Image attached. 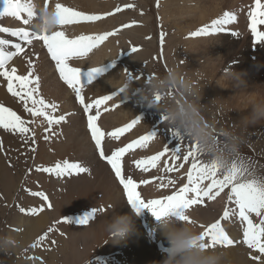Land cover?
Instances as JSON below:
<instances>
[{
    "label": "rangeland",
    "instance_id": "obj_1",
    "mask_svg": "<svg viewBox=\"0 0 264 264\" xmlns=\"http://www.w3.org/2000/svg\"><path fill=\"white\" fill-rule=\"evenodd\" d=\"M112 1L114 5L110 6L109 12H103V14L96 12L95 14L98 15L95 16L101 17L98 20L101 24L108 22L110 18L116 20L108 32L114 33L110 37L115 38L113 41L115 45H113L118 47V52H120L119 76L121 73H126L129 83L133 85L129 94L120 92L117 89L118 86L107 92H87L94 83L107 77L119 62V60L115 62L116 64L109 62L102 66L103 61L98 65L86 68L83 61L97 51L94 47L78 58V66H80L79 69L84 70L82 73L84 88L81 90V95L84 97L85 104L94 105V101L104 95L114 96L99 109L93 106L91 112L84 111V106L80 104L75 91L61 78L56 65L47 73L50 78V91L54 89V86L50 85L52 81L58 80L73 94L74 103L82 110L79 108L69 109L63 114L65 120L50 128L48 122L42 123L44 117L40 123L38 117L25 112L24 107L17 111L0 102L4 107L15 111L22 119L31 122L26 125L30 129V132L25 134L27 139L5 129L0 132V163L2 165L3 161L4 164L3 168L0 166V264H160L163 261L169 245L157 231L159 220L151 210L144 209L137 213L127 203V195L123 186L119 183L111 166L99 155L88 128V116L96 115L97 111L100 113L97 124L106 133L103 141L106 155H110L113 151L132 143L143 135L154 133L156 137L149 141L146 147L135 148L125 154L122 161L124 174L131 175L136 180L139 185L137 191L141 193L143 199H161L166 195L173 194L188 183V174L193 158L189 157L185 161L183 157L187 154L192 143L186 138L180 143L166 125L163 115L156 109L148 107L139 98L140 83H143L149 76L163 75L172 67L186 72L193 82L198 84L202 115L206 122L216 128L218 142L221 144L225 142L224 133L237 138L240 141L239 159L251 165L256 177L264 178V126L258 127L256 130L255 128H245L246 124L244 126L240 120H243V116H246L247 112H241L237 106L233 105L227 88L219 83L217 91L214 93L211 83L205 79L206 77H203L206 74L201 71H193L194 73L189 71L193 62V53L185 46V41L196 40L195 38H219L220 40H215L220 42L219 46L210 50L217 61L219 73L227 74L237 89L264 88V42L256 41L251 32V22L248 19V12L252 9L251 2H255V0L251 2L240 0L233 10L224 8L222 3H216L215 0L214 6H217L218 10L212 8L207 20L200 25L198 23L204 14L201 0ZM48 3L50 4V2ZM199 4L201 7L199 12L191 14L188 19L189 23L194 26L191 32L186 35L181 20H179L181 12L186 9H195ZM73 5H75L74 2ZM218 11L221 13L218 14ZM226 12H231L236 16V21L226 26L227 31L214 32L211 35L200 37L193 36L194 32L211 25L214 20L222 19ZM105 17L108 18L107 21ZM5 20L7 19L0 17V22ZM16 20L9 16L5 27L16 28ZM91 23L99 24L97 21ZM258 27L260 31L264 32V24ZM143 28H146V31L139 32L140 30L144 31ZM108 32H96L93 33V37ZM119 33L121 34L119 35ZM0 38L6 39L5 34L0 33ZM103 45L104 41L96 47L100 48ZM26 48L28 45L24 47V53L13 57L7 67L9 70L16 68V75H28L31 72L30 79H32L37 76V73H44V66L40 62H36L34 58H30L32 50L28 52ZM133 48L147 49L150 55L143 61H136L133 57L137 51L133 52ZM205 48L203 46V49ZM45 58L53 61L48 51L45 53ZM129 58L133 59L134 63L128 62ZM72 59L71 57L69 61ZM105 59L108 58L105 57ZM22 60L27 65L24 70L21 64ZM201 62L203 64L202 59ZM108 64H112V66H106ZM98 66H100V72L95 74L89 82L88 72L92 67ZM37 67L39 69L36 73ZM103 67L105 70L102 69ZM43 79L44 77L40 81ZM30 86L34 87L35 85ZM7 87V80L0 76V89H4L3 91L6 92L8 91ZM241 100L246 101V98L242 97ZM45 102L49 105L52 104V101L49 100ZM57 106L56 111L62 112L63 104L58 103ZM56 116L54 117L59 118L62 115ZM108 118H112L110 126L104 124ZM133 119H139L140 123L119 139L114 140L107 135L117 128L126 126ZM146 120L149 123H145ZM39 124L43 126L40 127ZM166 146L170 149L179 146L181 148L180 158H173L169 151L161 157L155 168H150L147 172L136 167V161L163 152ZM196 160L202 164L210 163V158L201 152L197 155ZM64 161L79 162L89 171L71 176H57L54 173L37 171V169L54 168L56 163ZM98 162L106 173L103 174L105 177L102 175V179H106L105 182L108 185L105 188L113 193L112 198H105L104 194L98 192L97 197H93V200L95 199L97 202H85L74 208L75 204L73 205V203H76L75 196L77 194L70 191L72 183L82 180L83 177L95 182L99 178L96 166ZM177 165L183 166L177 168ZM168 168L173 170L168 171ZM217 177L222 178L221 173H217ZM144 179L149 180L150 183L141 184L140 181ZM169 181L174 183L169 184ZM210 183V180H205L202 186ZM161 184L166 187H161ZM34 193H42L48 199L44 200L40 195H34ZM229 195L230 188H227L215 200L205 199V203L194 205L188 210L187 214L195 222L194 227L197 231L202 233L203 229L200 225L206 226L215 222L223 216L225 210L235 207L229 201ZM66 199L68 202L64 201ZM49 203L51 207L48 206ZM63 203L66 204L63 205ZM67 203H70L72 209ZM65 205L68 207L66 208ZM100 208H103L104 211L97 212L88 224L81 225L79 223L80 219ZM33 210H37L35 214H29ZM114 214L132 215L134 218L133 232L119 244L109 239L107 231L100 238L95 239L92 232L97 218L109 216L111 219ZM44 218H48V220H44ZM251 218L254 223H259V218L254 214ZM221 223L230 238L235 241L233 246L217 245L215 247L225 252L224 264H260L252 259L253 255H259V253L249 249L244 243L243 232L246 225H242L236 216L230 217L228 221L222 220ZM33 225L38 226L39 232L33 234L27 231L28 226ZM134 236L138 238L141 236L151 247V252H146L139 259L136 247L130 242ZM138 242L139 240L137 244ZM231 249L235 250L237 255H232Z\"/></svg>",
    "mask_w": 264,
    "mask_h": 264
},
{
    "label": "snow or ice",
    "instance_id": "obj_2",
    "mask_svg": "<svg viewBox=\"0 0 264 264\" xmlns=\"http://www.w3.org/2000/svg\"><path fill=\"white\" fill-rule=\"evenodd\" d=\"M3 7L0 9V17L10 16L17 20H21L24 25H31V28H16L10 29L8 27H0V33H7L12 37L17 38L20 42L13 43L10 40L0 38V76L4 77L8 82V91L14 96L18 97L23 103L24 111L32 116H43L47 120L50 128L52 125H58L65 120V116L55 118L51 116L46 109L49 107L54 113L57 105L52 103L47 104L45 100L38 98V90L40 87L39 76L32 79V73L28 75H16V68L7 67L13 57L18 54L24 53L25 49L22 44H32L33 40H42L47 46L48 52L51 57L56 61V66L59 69L61 78L66 84L72 88L80 104L84 106L86 113L91 112L93 106L97 109L107 101H110L114 96L104 95L102 98L94 101L93 104H85L84 97L81 95V90L84 88L82 85V73L84 70L79 68L69 67L67 61L73 56H83L89 50L105 41L109 36L114 33L108 32L103 35L95 37L81 36L78 39H67L63 31H56L51 34L40 33L35 27L33 21L36 18V5L33 0H0ZM44 7H48V0H45ZM57 16L59 18L60 26L73 25L80 22H94L101 19L100 16L85 15L81 12L75 11L72 8L65 7L60 3L55 5ZM248 19L250 20V28L253 36L257 42H264V32L259 30V25L264 24V2L262 0H255V6L248 12ZM236 21L235 14L231 12L224 13L222 19H217L211 25L201 28L199 31L194 32L193 36L200 37L204 35H211L214 32L227 31L226 26ZM11 49V50H10ZM133 52L138 49L133 48ZM100 67H92L88 72L89 82L95 74L100 72ZM147 79H151L149 76ZM17 85V86H14ZM35 85L31 87L30 85ZM124 92V89H119ZM31 104V106H29ZM99 111L96 115L88 116V128L91 132L92 139L95 142L96 148L99 151L101 159L111 166L119 183L127 195V203L132 208L140 213L144 209L151 210L152 214L159 220L161 216L173 214L179 221L193 224L194 221L187 214L188 210L194 205L205 203V199L211 201L215 200L221 192L230 188V195L228 199L235 205L234 208H229L224 211L223 216L209 225H200L203 229L200 239L206 241L205 247L215 248L217 245L222 247L233 246L235 241L230 238L229 234L225 231L221 221H228L230 217L236 216L242 225H246L243 232L244 243L249 249L259 253L253 255L254 261L264 264V178L255 176L254 170L251 165L243 162L239 157L233 158L227 167H223L218 162L200 163L196 160L197 155L200 153L198 147L194 144L191 145L187 154L183 157L185 161L189 157L193 158L191 170L188 174V183L179 188L171 195H166L161 199H143L141 193L137 191L139 185L131 175L124 174L123 157L130 150L135 148H144L148 145L156 135L148 133L141 136L132 143H128L124 147H120L113 151L110 155L105 154L103 141L106 133L98 126L97 120L99 118ZM31 123L28 120L22 119L15 111L10 108L4 107L0 104V127L6 131L18 133L27 139L25 135L30 132L26 126ZM140 123L139 119H133L124 127H120L107 133L112 139H119L123 134L130 131L135 125ZM173 132L180 143L185 140V136L177 129ZM55 135V133H53ZM47 138V137H46ZM169 151L175 159L180 158L181 148L178 146L174 149L165 147L163 152L152 155L147 159L136 161V167L140 168L143 172H147L150 168H155L161 157L166 155ZM177 165L176 167H182ZM172 171V168H168ZM37 171H44L49 174L57 176H71L86 173L89 170L82 166L79 162L64 161L63 163H56L54 168L37 169ZM217 173H221L222 178L217 177ZM205 180H210L211 183L202 186ZM141 184L150 183L149 180L144 179L140 181ZM169 181V184H173ZM161 187L166 185L161 184ZM40 195L44 200L48 197L42 193H34ZM51 207V204L48 205ZM21 211H24L21 209ZM37 210H33L35 214ZM42 211V209H40ZM104 209H96L92 214H89L79 220L81 225H86L93 219L97 212H103ZM252 214L259 218V223H254ZM43 239V238H42ZM35 246V245H34Z\"/></svg>",
    "mask_w": 264,
    "mask_h": 264
},
{
    "label": "bare ground",
    "instance_id": "obj_3",
    "mask_svg": "<svg viewBox=\"0 0 264 264\" xmlns=\"http://www.w3.org/2000/svg\"><path fill=\"white\" fill-rule=\"evenodd\" d=\"M216 1L215 0H201V4L203 5L202 10H204V14L202 15V18L199 21L198 25L204 23L207 20V17L209 16L212 8L213 10L215 9L218 10V7L217 6L215 7L214 4L222 3L224 8L226 9L231 8V10H233L236 4L240 0H216ZM251 1L252 0H246V2H251ZM48 2H50V4L48 3L49 4L48 6H51L53 3H60L65 7L72 8L73 10L81 12L85 15H98V14H95L96 12H102L103 14V12H107L108 9H110V6L112 7L114 5L112 0H48ZM73 2L75 3V5H73ZM33 3H35V5L38 7H44L45 0H33ZM254 6H255V2H251V7L253 8ZM2 7L3 5L2 3H0V9H2ZM200 8L201 7L199 4V6L195 9H186L185 11L181 12V16L179 20H181V24H182L184 33L186 35L191 32L192 27L194 26L193 24L189 23L188 19L190 18L191 14L198 13ZM220 13L221 12L218 11V14ZM2 18H5L7 20L0 22V27H5L8 22L9 16H5ZM107 20L108 18L106 19V21ZM115 21H116L115 19L110 18L108 22L103 21L104 23L102 24L100 23V21H97L99 22V24H93L91 22H80L78 24L60 26L58 31H63L67 39H78L81 36L93 37L94 36L93 33H96V32L100 33L102 31L108 32V29L114 25ZM15 22H16L15 24L17 25L16 28H21V27L31 28V25H24L21 20H16ZM16 28H10V29H16ZM143 30L144 31L140 30L139 32H145L146 28H143ZM4 34L7 40L12 41L13 43L20 42L17 38L12 37L7 33H4ZM120 34L121 33H119V35ZM114 39L115 38H112L109 36L104 41L103 46H101L100 48L95 47L97 51L94 52V54H92L88 59L83 61L85 63V67L87 68V67L95 66V65L102 63L103 61H104V64H102V66H104L105 64L109 62L116 64L115 62H118L120 58V52H118V49H117L118 47L114 46L115 45L113 43ZM195 39L196 40L185 41L186 49L193 53V62L191 64V68L189 69V71L195 72L199 70V72L201 71L202 73L206 74L202 76L206 77L205 79H207L209 83H211V86L214 89L213 91L212 90L211 91L214 93L215 91H217V87L219 83H221L227 88L228 93L230 94L232 98L233 105L237 106L241 112H245V111L247 112V115L243 116V120H240V122L244 123V126L246 124L245 128H248V129L255 128L256 130V128L264 126V118L248 119V120L244 119L245 117H249V115L253 111V108L256 105L260 103H264V88L255 87V88H250L248 90L237 89V87L233 85L231 79L229 78L227 74L225 75L223 74V72L221 74L219 73L218 68H217V61H215V56L210 52V50H213L219 46L220 42L218 43V41H215V40H220V39L216 37L209 38V39H201V38H195ZM27 45H28V48H26V50H28V52L32 50V56H30V58H34L36 62H40V64L44 66L43 74L37 73L39 67H37L35 70L37 73V76H39L40 79L44 77L43 81L39 80L40 87L38 90V98L42 97L45 101L46 100L52 101V103H55L56 105L58 103L63 104L64 109L60 113L59 111H55L53 113L50 107L46 109V111L50 115H53V117L56 115H57L56 117H59L60 115H63L65 112H68L69 109H72V108H79L80 110H82L80 107L77 106L76 103H74L73 94L68 90V88H66L58 80L52 81V84L50 85H53L54 89L50 91L49 89L50 78L48 77L47 73H49L50 70H52V68L56 65V61L54 60L51 61L50 59L45 58V53H47L48 49H47V46L44 44V42L42 40H36V42H32V44L30 45L27 43L22 44V47H25ZM203 46H205L207 50L206 48L203 49ZM149 55H150L149 50L138 49L133 59L136 61H143ZM105 57H107L108 59L106 60ZM72 58H73L72 61H69V60L67 61L69 67L80 68V66H78V58H80V56H73ZM133 59L129 58L128 62L134 63ZM201 59L203 60V64H201L202 63ZM21 64H22L23 70L27 68L26 62L24 60H22ZM120 64H121V60H119L118 65L108 74L107 77L94 83L87 92L89 91L92 93L107 92L117 87L116 82L114 80L120 79V76H119ZM106 66H112V64H108ZM102 69L105 70L104 67ZM193 76H195V74H193ZM3 90L4 89H0V102L13 107L17 111H20L23 107V103L19 100V98L14 97L9 91L5 92ZM6 90H8V87L6 88ZM248 96H250V98H247ZM242 97H245L246 101L241 100ZM75 100H76V97H75ZM59 107L61 108V106ZM38 119H39L38 122L41 123L43 116H38ZM45 122H47V120L44 117L42 123H45ZM75 122H78V121H75ZM110 122H112V118H108V120H106L104 124H106V126H110ZM145 123H149V121L146 120ZM39 126L42 127L43 125L41 126V124H39ZM3 130L4 129L0 127V132H2ZM0 166L1 168H3L4 166L3 161H2V165L0 163ZM96 166H97V175L99 176V178H97L95 182H92L86 179L85 177H83L82 180L80 181L77 180L72 183L70 187V191L73 194H77L75 196L76 203L72 202L73 205L75 204L74 208H76V206H80L81 204L85 202H91V201L97 202L95 201V199L93 200V197L96 198L97 197L96 195L98 194V192L104 194L105 198H112L113 193H111L108 189L105 188V186L108 185V183L105 182L106 179L105 180L102 179V175L106 174L104 172L103 166L99 162L96 164ZM103 177H105V175H103ZM70 196L72 197L73 195L71 194ZM64 201L66 202L67 199ZM64 204L66 203H63V205ZM57 205L59 204L57 203ZM68 205H65L66 208L68 207ZM69 208H71L70 205H69ZM44 220H48V218H44ZM109 220H110L109 216L97 218L93 226L94 230L92 232L93 237L95 239L100 238L107 231L106 224ZM39 230L40 229L38 228V226H35V225L28 226L27 228V231L33 234L39 232ZM138 240L139 242L137 244ZM130 242L137 249L138 259L142 258V256L146 252H151L150 245H148L145 239H142L141 236L140 238H138L137 236L132 237L130 239ZM231 254L237 255V252L235 253V250L231 249Z\"/></svg>",
    "mask_w": 264,
    "mask_h": 264
},
{
    "label": "clouds",
    "instance_id": "obj_4",
    "mask_svg": "<svg viewBox=\"0 0 264 264\" xmlns=\"http://www.w3.org/2000/svg\"><path fill=\"white\" fill-rule=\"evenodd\" d=\"M57 3L51 6H36L34 27L40 33L51 34L58 31L60 24L56 12ZM199 72V70L195 71ZM117 89L129 94L132 84L126 73L114 80ZM139 98L148 107L159 111L171 131L179 130L198 151L206 154L210 162H218L227 167L233 158L238 157L240 141L231 134L224 133L225 142L217 140L218 132L214 125L206 122L202 115L199 89L192 78L177 67L170 68L163 75L156 74L140 83ZM264 118V103L253 108L249 117ZM194 224L179 221L173 214L161 216L157 231L167 241L169 247L160 264H224L225 252L208 248L200 239L201 232ZM109 239L114 243L124 242L134 230L132 215L114 214L106 224Z\"/></svg>",
    "mask_w": 264,
    "mask_h": 264
}]
</instances>
